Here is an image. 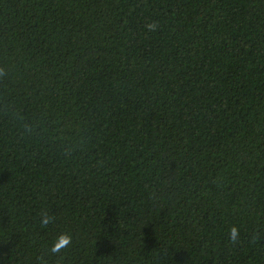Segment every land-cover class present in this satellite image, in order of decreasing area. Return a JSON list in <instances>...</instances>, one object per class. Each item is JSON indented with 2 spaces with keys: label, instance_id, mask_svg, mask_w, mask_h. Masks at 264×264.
<instances>
[{
  "label": "trees",
  "instance_id": "obj_1",
  "mask_svg": "<svg viewBox=\"0 0 264 264\" xmlns=\"http://www.w3.org/2000/svg\"><path fill=\"white\" fill-rule=\"evenodd\" d=\"M0 68V264H264V0H0Z\"/></svg>",
  "mask_w": 264,
  "mask_h": 264
},
{
  "label": "clouds",
  "instance_id": "obj_2",
  "mask_svg": "<svg viewBox=\"0 0 264 264\" xmlns=\"http://www.w3.org/2000/svg\"><path fill=\"white\" fill-rule=\"evenodd\" d=\"M148 29L150 31H155L157 25L155 23L148 24ZM7 75V72L0 68V79L4 78ZM55 217L51 215L47 209H42L39 214V224L41 227L47 228L49 225L54 223ZM239 238V229L232 225L228 230V239L231 243H236ZM72 235L69 232H60L55 238L52 240L49 251L55 255L63 252L66 248H68L72 244Z\"/></svg>",
  "mask_w": 264,
  "mask_h": 264
}]
</instances>
